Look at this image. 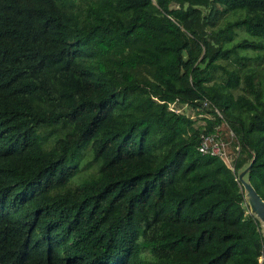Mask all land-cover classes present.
<instances>
[{
	"label": "trees",
	"instance_id": "1",
	"mask_svg": "<svg viewBox=\"0 0 264 264\" xmlns=\"http://www.w3.org/2000/svg\"><path fill=\"white\" fill-rule=\"evenodd\" d=\"M246 167L264 200V0H0V264H264Z\"/></svg>",
	"mask_w": 264,
	"mask_h": 264
},
{
	"label": "rangeland",
	"instance_id": "2",
	"mask_svg": "<svg viewBox=\"0 0 264 264\" xmlns=\"http://www.w3.org/2000/svg\"><path fill=\"white\" fill-rule=\"evenodd\" d=\"M239 31V35L242 36L245 35L247 36L248 33L243 29V28H238L237 29ZM242 32V33H241ZM254 52H249V54H253ZM219 62L223 65H225L228 68H238L240 71L244 69V67L246 66L243 62L242 59L239 56L236 55H230L227 59H220ZM226 75L222 72L221 68L217 67L215 69L212 70L211 73V80L212 81H223L225 80ZM237 90H235V92H237ZM174 108L179 109L180 111H186L187 113H189L194 119H195V124H199V123H203V115L202 114H198L196 113L193 109H191L190 106L188 105H183V106H179L172 104L171 105ZM218 138L217 140H219V142L221 143L224 153H223V158L224 160L231 165L232 163V155H233V150L231 148V144H230V139H231V131H229V129L226 127L225 124H221V126L218 127ZM245 170V168H243L242 170L239 171V174ZM243 178H246V173L243 174ZM244 190H245V200L246 203L248 205L249 211H251L252 213H254L255 215H257L258 211H257V206H256V200L254 198V196L252 195V193L250 192L249 188L244 186ZM261 225L263 228V233H264V222L261 220ZM259 260H261V262H264V254L259 257Z\"/></svg>",
	"mask_w": 264,
	"mask_h": 264
},
{
	"label": "built area",
	"instance_id": "3",
	"mask_svg": "<svg viewBox=\"0 0 264 264\" xmlns=\"http://www.w3.org/2000/svg\"><path fill=\"white\" fill-rule=\"evenodd\" d=\"M204 104H207V101H204ZM216 111L219 113V110L216 109ZM218 137H219L218 134L203 135L202 140L198 146V149L203 153L217 154L223 158L224 150L219 140H217ZM229 166L232 167V165Z\"/></svg>",
	"mask_w": 264,
	"mask_h": 264
},
{
	"label": "water",
	"instance_id": "4",
	"mask_svg": "<svg viewBox=\"0 0 264 264\" xmlns=\"http://www.w3.org/2000/svg\"><path fill=\"white\" fill-rule=\"evenodd\" d=\"M247 171V167L245 168V170H243L239 176L238 179L241 182V184L247 188H249L250 192L252 193L253 196H255V200L257 199V203H258V208H257V217L260 219V221L262 220L264 222V200L261 198V196L254 190V188L252 187V185L245 179L243 178V174L246 173ZM261 262V260H259Z\"/></svg>",
	"mask_w": 264,
	"mask_h": 264
},
{
	"label": "bare ground",
	"instance_id": "5",
	"mask_svg": "<svg viewBox=\"0 0 264 264\" xmlns=\"http://www.w3.org/2000/svg\"><path fill=\"white\" fill-rule=\"evenodd\" d=\"M254 198H256V197L254 196ZM255 203H256V206H258L257 199H256V202Z\"/></svg>",
	"mask_w": 264,
	"mask_h": 264
}]
</instances>
